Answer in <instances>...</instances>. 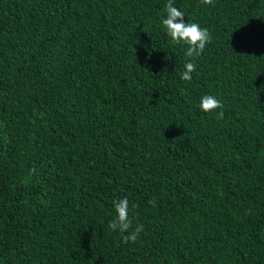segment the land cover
I'll return each mask as SVG.
<instances>
[{"label": "trees", "instance_id": "1", "mask_svg": "<svg viewBox=\"0 0 264 264\" xmlns=\"http://www.w3.org/2000/svg\"><path fill=\"white\" fill-rule=\"evenodd\" d=\"M167 2L0 0V264H264V0Z\"/></svg>", "mask_w": 264, "mask_h": 264}, {"label": "clouds", "instance_id": "2", "mask_svg": "<svg viewBox=\"0 0 264 264\" xmlns=\"http://www.w3.org/2000/svg\"><path fill=\"white\" fill-rule=\"evenodd\" d=\"M205 5H213V0H201ZM184 13L174 6L173 0H168L164 7V16L161 20L167 35L171 41L188 45L186 55L188 57H199L205 50L206 46L212 41V34L207 28H202L200 24L195 22L184 21ZM196 70L193 62H187L184 65V71L181 73V79L191 81V73ZM199 107L204 112H211L216 109H222L223 104L213 95L206 94L201 97ZM224 112L220 111L217 119H223ZM35 173V169L31 170ZM153 203V201H150ZM114 211L116 215L109 221L108 227L113 231H119L122 236V242L127 244L130 241L136 242L140 233L144 230L143 224L137 223L133 230L132 220L129 218L130 201L127 197L116 199L113 201ZM138 205L132 204L131 208L135 209ZM250 209L246 214L250 213ZM125 233H128L125 235Z\"/></svg>", "mask_w": 264, "mask_h": 264}]
</instances>
